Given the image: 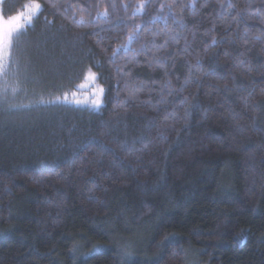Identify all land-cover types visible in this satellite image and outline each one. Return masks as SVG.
<instances>
[{
	"label": "trees",
	"instance_id": "1",
	"mask_svg": "<svg viewBox=\"0 0 264 264\" xmlns=\"http://www.w3.org/2000/svg\"><path fill=\"white\" fill-rule=\"evenodd\" d=\"M35 2L0 78V264H264V0Z\"/></svg>",
	"mask_w": 264,
	"mask_h": 264
},
{
	"label": "snow or ice",
	"instance_id": "2",
	"mask_svg": "<svg viewBox=\"0 0 264 264\" xmlns=\"http://www.w3.org/2000/svg\"><path fill=\"white\" fill-rule=\"evenodd\" d=\"M39 10L40 5L35 3V0H31V3L27 6V16H24V14L21 13L17 16L8 18L7 20L0 18V78L5 81L9 75V67L11 64L10 49L12 47L13 37L15 36L18 39L21 29L25 26V24L31 23L32 16L38 13ZM6 91V87L0 88V92ZM73 95H75V93H73ZM63 99L65 101L68 99L67 93Z\"/></svg>",
	"mask_w": 264,
	"mask_h": 264
},
{
	"label": "rangeland",
	"instance_id": "3",
	"mask_svg": "<svg viewBox=\"0 0 264 264\" xmlns=\"http://www.w3.org/2000/svg\"><path fill=\"white\" fill-rule=\"evenodd\" d=\"M1 2H2V0H0V18H2L3 20H7L8 18L3 17L1 14ZM30 3H27L24 6V8L14 16H17L21 13H23L24 16H27L28 15L27 6ZM36 15H37V13L32 16L31 21ZM27 25H29V24H25V26L21 29V31ZM13 38H15V36ZM76 97L78 99V103L86 105L90 108L99 109L101 107V105L103 104V89L99 85V83L97 82L96 75L94 73H91V72L88 73V75L85 79V82L79 86V92H78V94H76Z\"/></svg>",
	"mask_w": 264,
	"mask_h": 264
}]
</instances>
